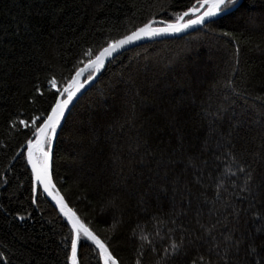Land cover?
Listing matches in <instances>:
<instances>
[{
    "label": "trees",
    "instance_id": "trees-1",
    "mask_svg": "<svg viewBox=\"0 0 264 264\" xmlns=\"http://www.w3.org/2000/svg\"><path fill=\"white\" fill-rule=\"evenodd\" d=\"M194 3L0 0V264H67L59 242L70 225L41 188L39 207L29 203L34 178L20 153L29 137L18 121L51 101L45 77H67L86 49ZM213 21L119 53L58 134L54 182L120 264H253L264 216V0ZM25 210L32 218L21 222ZM83 264H102L94 247Z\"/></svg>",
    "mask_w": 264,
    "mask_h": 264
},
{
    "label": "snow or ice",
    "instance_id": "snow-or-ice-1",
    "mask_svg": "<svg viewBox=\"0 0 264 264\" xmlns=\"http://www.w3.org/2000/svg\"><path fill=\"white\" fill-rule=\"evenodd\" d=\"M239 9V0H195L187 10L175 14L174 20L155 21L148 20L141 27L123 35L119 39L109 40L106 46L97 51L92 48L86 49L83 53L85 60L80 61V66L75 67L74 73L67 77L63 75L57 78L56 73H51L45 77V87L51 96L48 107L39 114H33L28 119H20L18 123L27 129L26 140V160L31 167V175L34 178V185H30V201L32 205L39 207V189L42 186L47 197H51L59 208V212L67 219L70 225L69 234L63 236L59 245L64 251L67 264H83V249H96V255L102 264H120L114 249H110L109 243L101 239L92 227L82 220L75 212L68 208L64 197L60 195L52 179V145L56 138L57 130L65 118V114L70 110L74 100L78 99V94L83 95L82 89L85 84L94 79V74L99 73L104 68L106 61L114 57V54L146 37H157L167 34H178L197 26H204L214 22L213 18L229 14ZM160 24L162 26H154ZM225 36L232 33L225 32ZM238 51V49H237ZM36 93L40 98L46 99L45 93L41 91L39 85L36 86ZM260 120L264 122V109L260 112ZM17 121H13V126ZM243 171V169H241ZM249 179L252 174L249 173ZM16 218L24 222L32 218V214L25 210V214L17 213ZM259 227L256 234L260 241L255 239L248 246V255L253 257V264H256L255 257L260 256L259 264H264V216L258 218ZM177 249L178 245H172ZM232 247H236L232 242ZM259 249V251L257 250ZM31 264H36L33 260ZM136 264H140L137 260Z\"/></svg>",
    "mask_w": 264,
    "mask_h": 264
},
{
    "label": "water",
    "instance_id": "water-1",
    "mask_svg": "<svg viewBox=\"0 0 264 264\" xmlns=\"http://www.w3.org/2000/svg\"><path fill=\"white\" fill-rule=\"evenodd\" d=\"M242 1H243V0H239V5L242 3ZM222 15H224V14L222 13L220 16L213 18V20L218 19V18L221 17ZM154 26H162V25H160V24H156V25H154ZM202 27H203V26H197V27H195V28L188 29L187 31L182 32V33H178V34H167V35H163V36H157V37H146V38H143V39H141V40H139V41L134 42V43L131 44V45H127L124 49H122V50H120L118 53L114 54V57L117 56L119 53H121V52H123V51H125V50H127V49L133 48V47H135V46H138V45H141V44H144V43H147V42H151V41H156V40H162V39L174 38V37H181V36H184V35H187V34L193 32V31H196V30H198V29H200V28H202ZM114 57L110 58L109 61H106L104 68L106 67V65H107V64H108V63H109ZM104 68L101 69V71H100L99 73H95V74H94V79H93L91 82H88V83L85 84V89H82V93H85V92H86V91H87V90H88V89H89L94 83H96V81H97L98 78L100 77V75H101L102 71L104 70ZM81 96H82V95L78 94V99H79ZM78 99H77V100H74L73 105H70V110L65 114V118H64V120H63L62 123H61V127L57 130L56 138H55V140L53 141V145H52V179H53V183H55V182H54V177H53V154H54V149H55V144H56V141H57V137H58V134H59V132H60L62 126L64 125L65 119H66L67 116L69 115L70 111L72 110L73 106H74L75 103L78 101ZM25 149H26V145L21 149L20 153H22L23 151L26 152ZM20 153H19V154H20ZM29 166H30V165H29ZM30 168H31V167H30ZM55 185H56V184H55ZM56 187H57V186H56ZM40 188H41V190L43 191L42 186H41ZM57 189H58V188H57ZM58 190H59V189H58ZM59 192H60V190H59ZM43 193H44V192H43ZM60 195L63 196L61 192H60ZM45 196H46V195H45ZM46 197H47V196H46ZM63 197H64V196H63ZM47 199H48V200L54 205V207L59 211L58 206H56L55 202L52 201L51 197H47ZM64 200H65L66 204L68 205V208L71 209L73 212H75V211L70 207V205L68 204V202H67V200L65 199V197H64ZM75 213H76V212H75ZM60 214H61V213H60ZM61 215H62V214H61ZM62 216H63V215H62ZM63 217H64V216H63ZM64 218H65V217H64ZM65 220L67 221L66 218H65ZM67 222H68V221H67Z\"/></svg>",
    "mask_w": 264,
    "mask_h": 264
}]
</instances>
